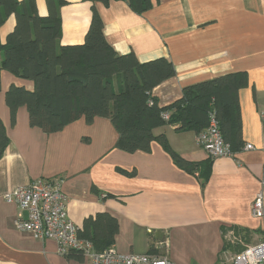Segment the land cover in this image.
Segmentation results:
<instances>
[{"label":"crops","instance_id":"crops-1","mask_svg":"<svg viewBox=\"0 0 264 264\" xmlns=\"http://www.w3.org/2000/svg\"><path fill=\"white\" fill-rule=\"evenodd\" d=\"M36 3L47 15L46 0ZM94 4L117 52H133L141 62L166 57L174 64L176 75L153 89L161 106L180 98L187 86L246 72L249 83L239 91L244 144L230 156L211 158L203 185L197 173L177 166L158 141L149 152L117 148L118 131L108 117L91 123L81 117L46 133L31 125L27 107L20 106L12 122L9 87L33 90L34 82L2 70L0 117L9 142L0 156V264H93L82 252L61 254L55 240L37 239L15 227V219L26 218L28 211L4 194L55 178L62 180L69 196L67 214L79 232L84 220L98 212L118 219L113 247L120 253H164L177 264H192L183 256L192 249L201 264H229L236 253L264 240V220L252 214L264 172V0H152L143 12L127 0ZM92 6L87 0H67L60 7L61 45L84 42ZM15 24L11 15L1 26L3 42ZM154 132L164 133L189 160L209 157L192 130L165 125ZM248 143L254 148L247 149Z\"/></svg>","mask_w":264,"mask_h":264},{"label":"trees","instance_id":"trees-1","mask_svg":"<svg viewBox=\"0 0 264 264\" xmlns=\"http://www.w3.org/2000/svg\"><path fill=\"white\" fill-rule=\"evenodd\" d=\"M87 1L93 6L84 42L61 45L60 7L67 0H46L45 16L39 13L36 0H0V28L11 15L16 19L4 42L0 37V88L2 70L34 82L33 90L15 84L9 87L6 102L12 122L20 106L27 107L31 125L46 133L60 131L81 117L88 123L96 117H108L118 131L117 148L149 152L158 141L177 166L197 173L205 185L211 157L189 160L171 147L164 133L154 130L174 125L177 130H192L198 135L207 129L214 113L232 152L240 149L244 142L239 91L249 83L247 73H227L187 86L180 98L161 106L153 89L176 75L172 61L160 57L141 62L133 52H117L107 40L103 18L94 4L110 0ZM127 1L137 12L152 7V0ZM166 112L168 119L163 117ZM8 142L0 117V156ZM118 232V219L98 212L84 220L79 235L101 253L114 245Z\"/></svg>","mask_w":264,"mask_h":264},{"label":"built area","instance_id":"built-area-1","mask_svg":"<svg viewBox=\"0 0 264 264\" xmlns=\"http://www.w3.org/2000/svg\"><path fill=\"white\" fill-rule=\"evenodd\" d=\"M170 117L168 112L163 114ZM264 117V114H263ZM197 140L211 158L226 157L233 154L230 145L224 140L214 113L210 115V124L197 135ZM247 149L254 148L246 144ZM264 172L261 178V191L252 203L254 217L264 220ZM4 199L28 211L26 218L17 217L14 221L19 231L30 232L37 239H53L61 254L81 251L93 261V264H177L167 255L120 253L115 247L98 253L93 243L79 235L78 227L67 214L69 196L64 191L62 180H35L28 185L18 186L4 194ZM231 264H264V240L245 247L236 253Z\"/></svg>","mask_w":264,"mask_h":264},{"label":"rangeland","instance_id":"rangeland-1","mask_svg":"<svg viewBox=\"0 0 264 264\" xmlns=\"http://www.w3.org/2000/svg\"><path fill=\"white\" fill-rule=\"evenodd\" d=\"M166 243V242H165ZM166 249L168 250L169 249V245L167 244L166 245ZM187 254V256H186ZM161 256L165 255L164 253L160 254ZM184 256V259H185V256L188 260H190L192 262V264H201L199 259L197 258L198 256L196 255V253H193V250L192 249H187V252L183 255ZM231 261L232 259H228V263L231 264Z\"/></svg>","mask_w":264,"mask_h":264}]
</instances>
